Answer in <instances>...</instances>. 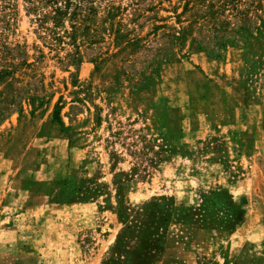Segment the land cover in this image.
I'll return each mask as SVG.
<instances>
[{
	"label": "rangeland",
	"instance_id": "rangeland-1",
	"mask_svg": "<svg viewBox=\"0 0 264 264\" xmlns=\"http://www.w3.org/2000/svg\"><path fill=\"white\" fill-rule=\"evenodd\" d=\"M38 1L0 0V264H264V0Z\"/></svg>",
	"mask_w": 264,
	"mask_h": 264
},
{
	"label": "trees",
	"instance_id": "trees-1",
	"mask_svg": "<svg viewBox=\"0 0 264 264\" xmlns=\"http://www.w3.org/2000/svg\"><path fill=\"white\" fill-rule=\"evenodd\" d=\"M82 0H39L38 3L39 5H46L51 8V11L53 12V16L56 19L61 18L65 14V10H67L69 7L74 6L76 10L80 9ZM63 6V9L61 8ZM5 112H2L0 114V117H3ZM53 117L55 120L58 121V113L55 111L53 114ZM172 211V209H171ZM171 211L168 212V216H170ZM150 231L142 229L139 233L142 234L141 239H145L147 235L145 233L149 234ZM130 234V233H129ZM140 234H139V239H140ZM146 241V240H145Z\"/></svg>",
	"mask_w": 264,
	"mask_h": 264
}]
</instances>
